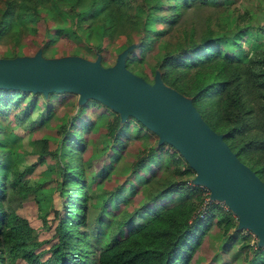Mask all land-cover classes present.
I'll return each instance as SVG.
<instances>
[{
  "label": "trees",
  "instance_id": "1",
  "mask_svg": "<svg viewBox=\"0 0 264 264\" xmlns=\"http://www.w3.org/2000/svg\"><path fill=\"white\" fill-rule=\"evenodd\" d=\"M158 2L146 0L149 7ZM0 3V41L10 35L13 44L18 46L25 38L33 40L43 36L42 49L45 50L48 36L60 39L64 34L53 25L61 18L50 5V0H0ZM89 4L92 7L100 4V14L95 16L82 10ZM59 6L64 12L73 13L69 18L73 24L71 28L83 26L86 21L99 22V47L102 50L121 41L119 47L125 48L135 43L126 56L127 68L134 71L138 67L143 76L148 77L147 80L155 79L159 73L165 85L190 98L204 120L223 134L239 159L264 181V47L255 50L247 59L233 55V52H222L223 46L214 41L213 25H224L220 12L230 9L225 0H167L161 4L164 14H157L158 26L155 29L139 26L140 17L130 0H73L67 4L59 3ZM204 9L209 13L203 19L205 24L202 27L199 26L202 20L187 17H197ZM28 15H32V20L27 22L32 32L21 38L22 31H14L13 22ZM237 20V27H244L246 15L240 14ZM137 29L141 31L138 38L142 41L134 38ZM176 30V38L173 39L174 33L171 32ZM160 40L164 41L162 54L144 61L147 45L157 50ZM19 92L24 90L0 88V105L14 102L12 100ZM60 93L66 98L73 92ZM95 103L91 99L88 104L85 103L84 110L87 112ZM97 103L99 107H107ZM46 108L48 112L55 111L56 104H47ZM83 116L84 119H80L82 116L75 117L74 122L67 126L65 137L69 142L76 143L80 153L73 152L72 163L60 165L56 183L67 193H61L62 209L56 210L54 217L57 222L50 238L38 240L36 229L29 219L15 212L7 187H18L14 192L15 202H22L26 194L23 195V188L18 186L21 176L13 175L6 180L0 174V263L14 264L21 258L27 264H190L212 218L217 212L223 216L230 215L231 211L223 204L208 201L205 217H193L197 203L203 201V189L199 184L187 185L180 180L194 170L188 162L178 159L176 149L170 150L164 144L159 146L157 154L168 153L174 178H162L157 185L149 186L146 192L136 182L133 186L132 178L136 173L142 174L146 183H153L154 178L160 176L155 166L147 173L144 171L146 164L151 162V155H144L140 150L139 159L135 161L125 184H115L109 190L110 197L103 200L107 212L112 209L111 197H115L118 206L110 212L113 218L109 226L103 225L107 215L101 209L94 217V226L83 228L88 220V204L98 182V178L87 185L84 182L81 160L93 132L85 138L83 132L76 131L79 124L85 128L91 122L87 114ZM126 123L127 120L123 122L120 114H116L104 127L113 141L107 152L109 161L120 150L126 149L121 143L128 140L127 135H118V130ZM49 141L47 138L40 139L39 147L33 149L39 153L41 160L49 154L53 155L49 150ZM16 173L22 174L21 171ZM166 194H180L184 198L177 202L166 199ZM145 215L149 218H144ZM221 221L216 222L219 224ZM233 224L227 219L226 230ZM98 236L104 239L98 240ZM243 238L238 230L233 235L228 234L214 259L219 264H229V259L223 258L226 252L232 260L242 255L247 261V257L251 258L248 264H264L261 248L251 250ZM237 242L240 245L234 251L233 246Z\"/></svg>",
  "mask_w": 264,
  "mask_h": 264
},
{
  "label": "rangeland",
  "instance_id": "2",
  "mask_svg": "<svg viewBox=\"0 0 264 264\" xmlns=\"http://www.w3.org/2000/svg\"><path fill=\"white\" fill-rule=\"evenodd\" d=\"M72 1L50 0V5L61 18L60 21H54L53 23L59 32L63 31L64 33L61 34L60 39L48 36V45L43 50V36L34 38L33 40L35 41L29 38L26 40L25 38L18 46L16 45V48L9 35L3 37L0 41V58H15L19 56L33 57L40 52L45 58L80 56L90 60H99L105 66L115 64L118 54L125 48V46L119 47L120 45H118L122 41L118 44L115 43L116 46L114 47L109 46L102 50L99 47L101 42L99 22L88 23L86 21L83 26H74L71 28L73 24H71L69 18L73 13L64 12L59 6V3L67 4ZM130 1L140 17L139 26L155 29L158 26L157 14H164L161 4L166 3L167 0H159L153 7H149L146 0ZM225 2L230 6V9L220 12L224 25L221 27L213 25L215 27L214 41L223 46V53L233 52V55L247 59L255 50L264 47V0H225ZM100 8V4L94 7L89 4L82 10L97 16L101 12ZM208 13L209 11L204 9L197 17H193L192 15L187 17L192 20H202L199 22V26L202 27L205 24L203 19L207 17ZM240 14L246 15V20L243 22L245 26L242 28L237 27V19ZM28 20H32V15L13 22V30L23 32H21V38H24L26 33L32 32L30 24L27 23ZM171 33H174L173 39L176 38L177 30ZM140 34V29L134 32L133 35L136 41H142L141 38H138ZM134 44L125 49L133 47ZM158 46L156 50L147 45V51L144 54L143 60H149L150 58L161 55L164 41L160 40ZM115 47L116 49H114ZM14 54L17 56H14ZM143 60L140 61L142 62ZM133 72L145 77L146 80L148 78L147 76H143L144 74L138 67ZM147 81L154 82V79ZM168 87L175 89L171 86ZM60 94V92L44 94L41 92L24 91L15 95L12 100L14 102H10L7 105H0V174L5 176L6 180H10L13 175L21 176L18 186L23 188V195L26 194V198L22 202H15L16 195L14 192L18 187L9 185L7 190L12 205H15L16 214L29 219L31 225L36 229L38 240L48 239L54 233V226L57 222L54 216L56 210L62 209L61 193L62 195L67 193L65 189L61 188L59 183H56V178L60 176V165L62 163H72V153L75 151L80 153V150L76 148V143L69 142L65 137L67 134V126L74 122L75 117L82 116L80 119H84L85 115L83 116V114H87L89 120H91L90 124L85 128L81 127V124H79V127H76V131L83 132V137L86 138L93 132L90 145L84 151V159L81 160L85 185L98 178L97 185L88 204V220L83 224L84 229H89L94 226V217L101 209H104L107 215L103 225L109 226L113 218L110 212L113 209H117L118 206L116 200H114L115 197H111L112 209L107 212L105 205H103V200L110 197L109 190L115 184L118 182L125 184L130 172L135 166V161L139 159L138 153L140 150H143L142 153L144 155H151V162L146 164L144 171L147 173L150 168L155 166L158 171L157 175L160 176H156L153 183H146L142 178L143 175L136 173L132 178L133 186L136 182L145 188L146 192L149 186L157 185L158 181L162 178H174L168 153L161 152L157 154V149L162 144L166 145L170 150H175L176 148L168 142H162L158 134L152 129L134 116H124L109 106L106 108L99 107L97 103L99 101L96 99H93L96 103L90 106V110L86 112L84 110L86 108L85 103L88 104L91 98L82 101L80 95L77 93H70L66 98L61 97ZM50 103L56 104L55 111H47V104ZM99 103L103 105V103ZM104 106L106 105L104 104ZM30 107L32 111H30ZM116 114H120L123 122L127 120L126 125L118 130V135L123 133L127 135L128 140L125 143H121L125 145L126 149L123 148L120 150L114 159L112 158L109 161L107 159V152L110 149L109 144L113 143V141L107 129L104 127ZM43 138L50 140L48 143L49 150L54 156L49 154L44 160H41L39 153L34 152L33 149L39 147V140ZM177 156L180 161H186L178 150ZM55 160H57V163ZM17 171H21L22 174L18 175L16 173ZM196 177L197 172L194 170V173L183 175L180 180H183L187 185H192ZM200 186L203 189L202 194L205 200L223 204L231 213L230 215L224 214L223 216L219 212L216 213L217 215L212 218L209 227L203 233L204 235L196 248L190 264H219V261L214 259L216 253L227 235H233L237 230L244 237L243 241L249 243L251 250L254 251L257 248H261L264 253V247L258 245L259 238L254 231L250 227L240 224L238 213L233 211L224 199L215 197L213 190L206 184L201 183ZM126 194L129 195L130 192L127 190ZM165 197L168 200L177 202L184 198L180 194H166ZM203 201L197 203L193 217L198 215L201 218L205 217L206 214L204 216L200 215L204 214L202 212L203 208L205 209ZM207 209L208 203L206 211ZM144 218L147 219L149 216L145 215ZM220 219L222 221L218 224L216 221ZM227 219L234 222L233 226L229 227L228 230L225 228V221ZM97 238L98 240L104 239L103 236H98ZM239 245L240 242H237L233 246L234 251H236ZM223 258L229 259V264H248L251 259L247 257V261L244 256L239 255L236 259L232 260L231 256L226 252L223 254ZM14 264L27 263L24 259L19 258Z\"/></svg>",
  "mask_w": 264,
  "mask_h": 264
},
{
  "label": "water",
  "instance_id": "3",
  "mask_svg": "<svg viewBox=\"0 0 264 264\" xmlns=\"http://www.w3.org/2000/svg\"><path fill=\"white\" fill-rule=\"evenodd\" d=\"M131 48L113 65L80 56L0 58V88L48 94L73 92L96 99L124 116H134L162 142L174 146L204 183L224 199L264 247V181L201 116L190 99L165 85L161 75L147 81L126 66Z\"/></svg>",
  "mask_w": 264,
  "mask_h": 264
},
{
  "label": "built area",
  "instance_id": "4",
  "mask_svg": "<svg viewBox=\"0 0 264 264\" xmlns=\"http://www.w3.org/2000/svg\"><path fill=\"white\" fill-rule=\"evenodd\" d=\"M207 202H208V200H205V201H204L203 206L205 207V209L203 208L202 212H203L204 214H200L201 216H202V215L204 216V215L206 214V212H207V211H206V208H207ZM202 212H201V213H202Z\"/></svg>",
  "mask_w": 264,
  "mask_h": 264
}]
</instances>
